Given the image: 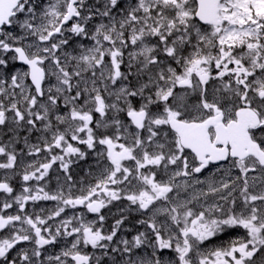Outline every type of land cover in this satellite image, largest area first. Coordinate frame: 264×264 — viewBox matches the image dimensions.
<instances>
[{"label":"snow or ice","instance_id":"6c2138e0","mask_svg":"<svg viewBox=\"0 0 264 264\" xmlns=\"http://www.w3.org/2000/svg\"><path fill=\"white\" fill-rule=\"evenodd\" d=\"M0 170V264H264V0H0Z\"/></svg>","mask_w":264,"mask_h":264},{"label":"flooded vegetation","instance_id":"af4514ba","mask_svg":"<svg viewBox=\"0 0 264 264\" xmlns=\"http://www.w3.org/2000/svg\"><path fill=\"white\" fill-rule=\"evenodd\" d=\"M22 147V145L20 146ZM83 147V146H81ZM19 151V148L17 149ZM95 159V154L92 153L90 154L87 159L85 161H80L78 162V165L77 164H74L72 166L73 168V173H74V176H75V179L77 181L81 180V178L83 177H86V170L90 167V166H94L93 163H89V164H86L90 161H94ZM24 163H27L29 162V159H25L23 161ZM57 171H58V165H54L53 166V170L50 171V180L49 181H46V183H48L49 187L53 190L56 189L57 187ZM208 173V172H205L204 175ZM81 174V176H80ZM2 175H3V170H0V178H2ZM235 176V173H233V178ZM222 177L221 176H217V179H221ZM87 179H91V177H88ZM12 183H13V186L15 187L17 193L21 190V184H22V181H20L18 179V177H14L13 180H12ZM2 198V197H0ZM118 203V202H117ZM34 205H38V206H41V205H44V204H47L49 206L50 209H54L56 207V202L54 201H48V202H44V201H39V202H36V203H32ZM48 207H45V209H47ZM29 209L28 205H27V210ZM41 211V210H40ZM38 211V213L40 212ZM78 211H82L84 212L85 210L81 207H78L76 209H72V208H67L65 213H63L61 215V217H59L60 219H64V218H69V217H72L74 214H78ZM116 209L115 208H112V212H108L107 210H104V214L108 217L106 223H105V227L106 228H110L111 225L113 224V213H115ZM87 218L88 219H94V215L93 214H87ZM134 223V221L132 222H129V223H126L125 224V228L123 230H121V235H125V230L130 228L132 226V224ZM57 224V223H56ZM55 226V225H54ZM242 232V230H236L235 232H229L227 234H221L219 238H214L213 241H212V245H209V246H218V245H221V244H224L226 243L228 240L230 239H233L235 238L237 235H239L240 233ZM134 234V233H132ZM128 238H130V235L128 236ZM71 239V238H69ZM45 254H46V251H45Z\"/></svg>","mask_w":264,"mask_h":264},{"label":"rangeland","instance_id":"374dc122","mask_svg":"<svg viewBox=\"0 0 264 264\" xmlns=\"http://www.w3.org/2000/svg\"><path fill=\"white\" fill-rule=\"evenodd\" d=\"M45 2H47V0H45ZM29 162H30V159H29ZM93 162H94V161H90V162H88V163H86V164L93 163ZM207 175H209V173H206V174H205V176H207ZM80 176H81V174H80ZM202 178H203V177H202ZM44 202L46 203V201H44ZM28 207H29V209H28V212H29V213H32V212H37V213H38V211H40L41 209H44L45 207H48L47 209H45V214H46L49 210H51L47 204H44V205L38 206V205H34V204H32V202H29ZM59 220H61V219H60V218H56L54 221H50V223L53 224V226H54L56 223L59 222ZM62 245H63V244H61V243H58V244L54 245V246H57L56 253H58V252L60 251ZM54 248H55V247H54ZM54 248H53V249H54ZM51 250H52V249H51ZM92 251H93V250H92ZM46 252H48V250H46ZM56 253H55V254H56Z\"/></svg>","mask_w":264,"mask_h":264}]
</instances>
